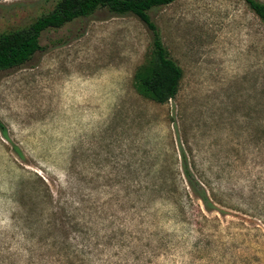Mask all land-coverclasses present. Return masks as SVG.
<instances>
[{"label":"rangeland","instance_id":"obj_1","mask_svg":"<svg viewBox=\"0 0 264 264\" xmlns=\"http://www.w3.org/2000/svg\"><path fill=\"white\" fill-rule=\"evenodd\" d=\"M54 3L0 0V32ZM150 14L182 69L164 103L134 86L133 15L45 31L0 71V264H264V22L245 0Z\"/></svg>","mask_w":264,"mask_h":264},{"label":"trees","instance_id":"obj_2","mask_svg":"<svg viewBox=\"0 0 264 264\" xmlns=\"http://www.w3.org/2000/svg\"><path fill=\"white\" fill-rule=\"evenodd\" d=\"M172 1L174 0H55L50 10L41 13L29 24L0 32V71L22 65L41 50L40 40L45 31L58 30L74 20L89 18L99 10L106 11L109 16L133 15L149 31L151 43L150 58L135 72L134 86L139 94L164 103L177 93L182 69L165 48L160 29L150 12ZM245 1L264 22V3L260 0ZM0 131L6 136V128L1 119ZM184 168L187 169L186 160Z\"/></svg>","mask_w":264,"mask_h":264}]
</instances>
